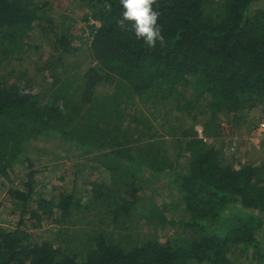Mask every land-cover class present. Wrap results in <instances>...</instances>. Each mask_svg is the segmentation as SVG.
<instances>
[{
  "label": "trees",
  "instance_id": "obj_1",
  "mask_svg": "<svg viewBox=\"0 0 264 264\" xmlns=\"http://www.w3.org/2000/svg\"><path fill=\"white\" fill-rule=\"evenodd\" d=\"M75 1L90 32L80 63L67 62L81 50L72 18L59 25L48 2L0 0V191L10 202L0 197V264H264V161L236 159L242 137L220 123L264 112L263 0H157L166 44L155 49L118 26L119 0H107L110 12L105 0ZM42 31L52 82L35 93L9 67L30 58ZM138 101L149 115L130 112ZM51 139L91 164L80 185L32 169L35 147ZM158 185L165 213L147 196ZM100 206L108 221L85 250L64 247L76 215ZM136 221L149 235L116 241Z\"/></svg>",
  "mask_w": 264,
  "mask_h": 264
},
{
  "label": "rangeland",
  "instance_id": "obj_2",
  "mask_svg": "<svg viewBox=\"0 0 264 264\" xmlns=\"http://www.w3.org/2000/svg\"><path fill=\"white\" fill-rule=\"evenodd\" d=\"M40 2H48L49 4V14L51 17H54L56 20V24L59 23L61 25L63 22L70 23V18L73 19V35L75 37L74 39V47L80 48L81 50L77 51L74 55H71L67 58L68 63H74V62H82L84 60V57L86 56V52L88 50V44L89 41L88 38L90 37L89 28L86 27V23L84 24V19L86 15H88V12H86L85 9L78 6V3L75 0H40ZM264 2V0H263ZM52 6V7H50ZM51 9V10H50ZM98 23V22H97ZM42 35L34 36L33 41L30 42L31 45L35 46L29 53L30 58L23 61V62H15L12 63L9 67L10 70H13V72H19V73H25L27 72L26 79H31L33 81L32 85L34 86V92H38L41 90V87H46L48 84L52 82L51 76L49 75V72L44 71L43 67L45 65V61L50 59L52 55V49L50 46V39L51 36H48L45 31H42ZM47 36L49 41L47 40ZM39 42H41V48L37 49L39 47ZM38 45V46H36ZM32 46V47H33ZM89 68L94 67L96 64H92L89 62ZM147 105L143 102L138 101L137 102V108L134 107L131 108V113L134 112H143L145 115H149L148 111L146 110ZM261 119H264V112L259 107L258 110L255 112L249 114V117L247 118V121L242 122L241 124H235L230 123L227 119H221L220 123L223 127L225 134L227 136H233V138H239L241 139V145H239V158H236L238 160L242 161V155L245 156L248 151L252 149H260V151L264 152V134L260 136V140H256V129L261 121ZM202 121V120H201ZM193 123V120H191ZM189 124V121L186 122ZM251 126V127H250ZM197 131L199 132V135L201 137H204L203 134V125L198 124L196 127ZM251 131V132H250ZM251 133L248 138L243 137ZM247 138V139H246ZM246 139V140H245ZM246 142V143H245ZM257 147V148H255ZM66 150H69L67 152ZM34 151V150H33ZM68 155L72 156L71 158L67 157ZM76 149H71L68 144L65 142H61L58 139H51L46 142L40 141L37 146L35 147L34 153L31 155V158L33 159L34 167L32 169L39 171L38 176L40 178H44L45 180H55L59 179V177L64 176L66 181L68 183L75 182L78 185H80L86 177L89 176V173L92 172V167L89 162L86 160H83L79 156H75ZM76 157V158H73ZM26 157L23 158V161ZM261 159V157H260ZM264 160H261L260 163H262ZM29 165V163H27ZM19 169L23 170V164L22 162L17 164L14 173H15V179L17 178L19 174ZM77 171H79V174H75ZM97 177V175H92V178ZM38 177V178H39ZM103 177V176H102ZM72 181V182H71ZM62 185V184H61ZM169 191L165 188L163 185H158V187L154 188L153 191H147V196H151L155 198L158 201V209L156 210L159 212L160 210L165 213L166 209L168 207H171L172 203L168 202ZM0 197L5 198V201L10 203L9 200L6 197L5 189L0 191ZM84 216L88 215V219L83 220L81 219V215H76V219L74 221V227L68 229L66 232L63 231L61 234L64 237V241L67 240V244L64 245V247L69 248L72 251H77L82 249L85 250V247L87 246V242L91 238V233L94 234V232L97 231V228H100V222L103 221V225L108 221L107 217H105V213L103 211V206H100L98 210H92L87 213H83ZM9 216H5V219H8ZM106 220V221H105ZM82 222V223H81ZM14 223L16 224V220L13 219L12 223H3L6 225V227H15ZM99 223V225H98ZM145 223L137 222L132 226L131 232H124L120 229L114 230L112 234H115L117 237L121 235V238L116 241L122 242V237H124L127 233L130 235H133L135 237L138 236H147L149 235V230L145 228ZM50 225H47L45 223V226L43 229L48 228ZM52 228V227H50ZM170 228V227H169ZM82 229L81 232H74L75 230ZM60 231V230H59ZM40 232V231H39ZM172 233V231L165 229L164 231H160V238L163 241L165 238V235ZM262 233L259 234V239L262 238ZM49 234L45 235L44 233L41 234V240L45 239V237H48ZM123 245V244H122Z\"/></svg>",
  "mask_w": 264,
  "mask_h": 264
},
{
  "label": "clouds",
  "instance_id": "obj_3",
  "mask_svg": "<svg viewBox=\"0 0 264 264\" xmlns=\"http://www.w3.org/2000/svg\"><path fill=\"white\" fill-rule=\"evenodd\" d=\"M119 3L122 11L117 23L121 29L133 32L135 38L143 41L148 49H155L157 42L161 47L165 46L166 41L159 24L161 13L154 8L157 0H119ZM103 7L106 11L112 10L107 0Z\"/></svg>",
  "mask_w": 264,
  "mask_h": 264
},
{
  "label": "crops",
  "instance_id": "obj_4",
  "mask_svg": "<svg viewBox=\"0 0 264 264\" xmlns=\"http://www.w3.org/2000/svg\"><path fill=\"white\" fill-rule=\"evenodd\" d=\"M250 132H249L248 135L245 134V136H243V137H247L248 138V136L251 134ZM245 154H247V155L246 156L244 154L242 155V157H243L242 158V162H244V161H252L254 164H260L261 160H264V152L260 151V149H252L251 148V150L248 151ZM260 157H261V159H260Z\"/></svg>",
  "mask_w": 264,
  "mask_h": 264
},
{
  "label": "built area",
  "instance_id": "obj_5",
  "mask_svg": "<svg viewBox=\"0 0 264 264\" xmlns=\"http://www.w3.org/2000/svg\"><path fill=\"white\" fill-rule=\"evenodd\" d=\"M92 23L97 24V22H95V21H93ZM262 134H264V120L260 121V123L256 129V135H258L256 140L259 141L261 138L260 136H262Z\"/></svg>",
  "mask_w": 264,
  "mask_h": 264
}]
</instances>
